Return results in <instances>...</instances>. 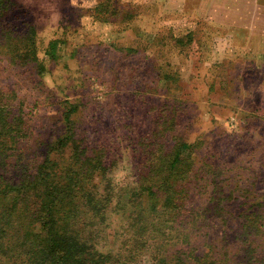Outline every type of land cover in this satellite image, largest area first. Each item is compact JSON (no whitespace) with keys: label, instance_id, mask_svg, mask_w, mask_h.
<instances>
[{"label":"rangeland","instance_id":"1","mask_svg":"<svg viewBox=\"0 0 264 264\" xmlns=\"http://www.w3.org/2000/svg\"><path fill=\"white\" fill-rule=\"evenodd\" d=\"M225 1L0 0V116H18L20 127L0 155V185L32 179L46 159L65 169L76 154L99 156L102 174L93 183L102 195L111 192V202L88 229L102 252L151 264L155 249L196 247L203 264H264V28H246L254 17L264 26V14L229 13ZM56 10L62 20L51 25ZM239 16L247 19L243 29ZM69 102L71 124L63 121ZM68 125L73 142L49 149ZM180 143L188 174L170 208L148 198L147 187ZM30 190L14 208L12 192L0 205V254L8 250L0 264H24ZM138 202L157 236L130 255L127 221Z\"/></svg>","mask_w":264,"mask_h":264},{"label":"trees","instance_id":"2","mask_svg":"<svg viewBox=\"0 0 264 264\" xmlns=\"http://www.w3.org/2000/svg\"><path fill=\"white\" fill-rule=\"evenodd\" d=\"M57 43L58 41L54 39L48 44L46 50L51 58L56 56ZM32 47L34 48L33 42ZM30 51L34 52L32 49ZM34 61L41 72L44 65L38 59H34ZM68 104V106H64L63 121L71 124L70 115L76 110V105L70 102ZM3 114L0 116V155H4L6 148L17 142L12 137L13 129L20 130L18 116H9L8 114L3 116ZM73 139L74 135L68 125L66 133L51 143L49 149L61 151L69 142H73ZM184 147H187V144L180 143L174 148V154L170 157L169 162L163 161L164 164H168L165 173L154 169L156 177H151V180L155 179V181L147 187L148 198L153 201H162L160 199L164 198V205L170 208L178 205V183L188 174L181 165L183 154L187 150ZM77 155H75L72 164L63 168L64 171L57 169V166L53 168L52 160L46 159L40 165L39 170H36L32 175V179L29 177L30 180L22 181L19 185L11 183L0 185V205L4 204L7 193H13L11 197L13 203L10 208H14L19 197L26 199L27 197L24 196L32 193L30 189L34 190L33 210L30 212L22 236L24 264H130V261L125 257L121 259L120 252L114 258V254L104 253L98 249V243L94 240L96 232L93 234L94 229H88L93 221L95 225L99 223L94 220L96 217L101 222L105 219L106 209L111 202V192L108 190L105 195H102V192L100 193L93 183L94 179L102 174V171L96 173L101 170V158L97 156L93 162L90 157L81 158ZM89 182L92 184L89 185ZM152 186L155 188L153 189ZM131 191L137 192L135 188ZM138 195L141 196V192H138ZM155 204L154 202L151 210H156ZM116 205H119V202ZM143 206V202L133 204L134 211H131L132 214L130 213L129 216L126 211L129 217L127 225L130 236L125 242L133 241V246L126 248L130 255L140 252L138 245L140 246L146 237L157 236L155 232L157 225L148 229L144 223L146 214ZM4 212L1 211V213ZM136 215L141 220L139 224L132 223ZM5 220L0 219V232ZM9 220H11L10 217ZM81 225L87 226V235L82 233L84 226L80 227ZM1 241L2 239H0V250H2ZM193 249L196 250V247ZM194 250L183 252L178 250L169 254L155 249L151 252L149 259L151 264H203L200 261V256L193 254ZM6 251L0 254V261H3L2 256L7 257ZM12 254L17 256L16 252ZM13 255L11 256L13 257Z\"/></svg>","mask_w":264,"mask_h":264},{"label":"crops","instance_id":"3","mask_svg":"<svg viewBox=\"0 0 264 264\" xmlns=\"http://www.w3.org/2000/svg\"><path fill=\"white\" fill-rule=\"evenodd\" d=\"M230 1L231 0L225 1V2L228 3V6L231 7L230 10L228 11L229 13H233V14L236 13V14H239V15H241L242 13H246V12L249 13V14H253V15H256L257 13L264 14V3L260 2V0H249V2L251 3V5L247 9H243V7L241 5L240 6H236L237 8H235L233 6V4H231ZM218 2H219V0H218ZM239 3H240V1H239ZM216 4L221 5V2L220 3H216ZM221 9H223V13H226L227 12V10L224 11V6H218L217 11H220ZM209 10L211 12V8ZM220 12L222 13V11H220ZM254 19H255V21L251 24L250 27H248L246 25V20L247 19L245 18L243 20V22H241V19H240V16H239V23L243 24V25H241V28L243 29V26H247L246 28L254 29V30H258V29L264 28V26H257V24H256V18L254 17ZM223 24H231V23L225 22Z\"/></svg>","mask_w":264,"mask_h":264},{"label":"clouds","instance_id":"4","mask_svg":"<svg viewBox=\"0 0 264 264\" xmlns=\"http://www.w3.org/2000/svg\"><path fill=\"white\" fill-rule=\"evenodd\" d=\"M48 20H49V24H51V25H58L60 23V21L62 20L61 13L58 10L53 11L50 14Z\"/></svg>","mask_w":264,"mask_h":264}]
</instances>
